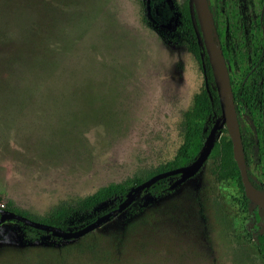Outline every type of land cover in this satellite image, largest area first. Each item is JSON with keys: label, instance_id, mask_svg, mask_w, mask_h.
I'll use <instances>...</instances> for the list:
<instances>
[{"label": "rangeland", "instance_id": "rangeland-1", "mask_svg": "<svg viewBox=\"0 0 264 264\" xmlns=\"http://www.w3.org/2000/svg\"><path fill=\"white\" fill-rule=\"evenodd\" d=\"M142 1L0 0L2 206L40 219L172 158L202 74L184 42L141 22ZM230 4L255 18L251 0ZM236 62L239 85L244 63ZM236 118L256 174L254 127L244 112ZM209 167L165 197L138 193V214L117 213L73 241L27 243L19 225L1 223L0 264H264V211L249 204L240 215L241 192L215 182Z\"/></svg>", "mask_w": 264, "mask_h": 264}, {"label": "trees", "instance_id": "trees-1", "mask_svg": "<svg viewBox=\"0 0 264 264\" xmlns=\"http://www.w3.org/2000/svg\"><path fill=\"white\" fill-rule=\"evenodd\" d=\"M206 1L212 39L225 64L235 114L237 116L239 112H244L255 130L258 164L256 174L252 172L249 160V139L242 132L239 119L236 118L247 179L254 190L263 193L261 181L264 180V128L262 122L264 115V14L260 16L259 10L262 8L264 0H251L256 10L253 19L245 18L240 13L235 14L232 11L230 0ZM141 6L144 11L141 22L172 44L184 42L186 50L196 60L202 74L200 90L192 96L190 106L181 115V143L172 158L142 179L107 183L98 187L93 193L77 198L71 204L61 203L55 206L40 219H33L26 212L18 211L9 202L4 206L0 204V209L63 231H75L107 212L114 213L118 206L124 202L127 192L134 186L155 174L192 163L202 151L211 126L216 120H221V108L201 36L199 33L196 35L192 30L188 0L178 2L143 0ZM236 61L244 63V79L239 85L233 83V70L237 64ZM207 162L210 164L209 172L215 182H230L239 189L241 192L238 200L239 213L244 216L250 203L243 195L239 174L232 160L231 144L224 126L214 137L212 148L203 166ZM177 177L172 176L154 181L142 192L152 198L170 195L177 189V187L171 188L172 182ZM256 178L258 180L255 181ZM103 204H105V208L98 210V207ZM141 209V202L132 200L123 212L127 217H132L138 214ZM9 222L20 226L21 237L27 243L35 242L41 236H48L54 242H61V239L52 237L50 233L29 228L14 220ZM257 252L259 253V251Z\"/></svg>", "mask_w": 264, "mask_h": 264}, {"label": "water", "instance_id": "water-1", "mask_svg": "<svg viewBox=\"0 0 264 264\" xmlns=\"http://www.w3.org/2000/svg\"><path fill=\"white\" fill-rule=\"evenodd\" d=\"M188 11L193 32L196 35H198L199 33L201 36L204 53L209 64L221 108V120L219 122L215 121L211 126L205 139V146L198 154L196 159L186 166L158 173L149 177L127 192L124 202L118 206L117 210L114 213L107 212L99 216L89 224L85 225L84 227L75 231H63L59 228L29 220L23 216L3 209H0V224L14 220L22 223L29 228L50 233L52 237L59 238L64 241L79 239L86 234L94 231L102 224L108 222L113 215L123 212L125 208L131 203V197L136 196L138 193L142 192L152 182L167 177L178 176L171 184V188H175L195 176L197 172L202 168L205 160L207 159V156L212 148L214 137L223 126L226 128L227 135L231 144L232 160L235 163L239 174V180L243 195L250 204L264 211V195H261L259 192L254 190L247 179L240 145L239 128L232 99V92L225 64L222 61L221 55L216 49L212 39L207 1L188 0ZM258 251L264 258V240L258 247Z\"/></svg>", "mask_w": 264, "mask_h": 264}]
</instances>
